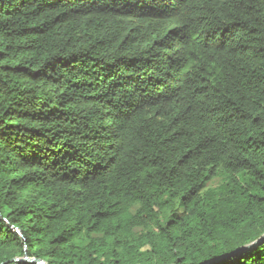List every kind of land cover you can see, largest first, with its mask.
<instances>
[{"label":"trees","instance_id":"16d2710c","mask_svg":"<svg viewBox=\"0 0 264 264\" xmlns=\"http://www.w3.org/2000/svg\"><path fill=\"white\" fill-rule=\"evenodd\" d=\"M263 235L264 0H0V264H200Z\"/></svg>","mask_w":264,"mask_h":264},{"label":"water","instance_id":"95a60500","mask_svg":"<svg viewBox=\"0 0 264 264\" xmlns=\"http://www.w3.org/2000/svg\"><path fill=\"white\" fill-rule=\"evenodd\" d=\"M18 233H19V231H18ZM263 241H264V235L259 240L255 241V242H252V243H250V244H248L246 246H243V247L237 249L232 254L222 255V256L218 257L217 259L209 260V261H206V262H203V263H200V264H213V263H216V262H220L222 260H225L229 256L237 255V254H239V253H241L243 251L244 252L248 251L251 248L256 247L258 244H261ZM10 262H20V263L22 262V263H29V264H47L45 261L38 260V259H35V258H29L27 255H25L23 258H16L14 260H11Z\"/></svg>","mask_w":264,"mask_h":264},{"label":"rangeland","instance_id":"374dc122","mask_svg":"<svg viewBox=\"0 0 264 264\" xmlns=\"http://www.w3.org/2000/svg\"><path fill=\"white\" fill-rule=\"evenodd\" d=\"M217 181H215L214 183H216Z\"/></svg>","mask_w":264,"mask_h":264}]
</instances>
